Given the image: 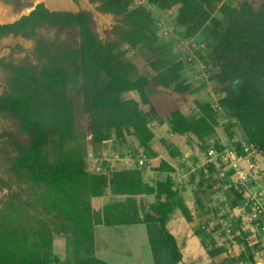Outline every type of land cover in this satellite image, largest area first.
Instances as JSON below:
<instances>
[{
	"label": "trees",
	"instance_id": "obj_1",
	"mask_svg": "<svg viewBox=\"0 0 264 264\" xmlns=\"http://www.w3.org/2000/svg\"><path fill=\"white\" fill-rule=\"evenodd\" d=\"M89 1L98 3L101 12L125 19L129 28L122 30L124 41L132 48L154 54L152 65L168 55L167 49L157 54L151 49L153 45H146L149 37L144 26L150 16L146 7L129 9L131 0ZM148 2L163 11L177 5L174 24L186 39L197 35L209 21L215 26L221 25V20L210 13L211 6L219 0ZM40 28H55L56 31L67 28L74 36L60 38L58 32L52 38L37 36ZM9 34L35 38L33 51L38 63L2 62L9 72L8 87L0 93V113L14 120L18 131L7 134L11 150L7 153L9 166L6 171L12 174L7 178L0 177V188L9 190L14 182L19 188L23 182L27 190L24 196L9 192L0 200V264H125L94 254V229L131 224L144 225L151 264L155 261L153 245L158 247V253L163 252L164 260L161 256L163 262L157 264H187L184 251L169 231L167 222L173 214L185 216L189 212L192 194L196 206L206 207L200 194L215 181V165L207 164L208 175L197 183L194 191L191 176L186 181L177 180L173 167L165 160L160 159L153 167L158 173L151 183L143 178V171L145 161L163 149L162 143L170 146L172 151L170 153L165 147L166 156L180 155L191 144L190 133L198 135L196 125L204 120L196 117L198 119L192 123L194 117L184 116L174 109L159 122L168 124L176 141L165 140L162 136L154 139V131L148 123L156 115L149 112L152 104L148 92L157 89L176 94L190 89L196 91V81H184L189 87L178 89L179 81L176 80L180 78V63L169 68L172 75L166 81H156L155 75L147 70L124 72L122 62L114 52L115 46L98 37L87 10H50L39 3L17 20L0 22V38ZM153 37L157 41L160 38L156 33ZM210 56L216 60L219 70L208 78L222 87L224 95L220 100L227 103L241 124L246 143H254L264 151V0L257 8L245 1L237 7L233 17L221 28ZM99 72L108 76L103 84L95 78ZM75 78L85 85L82 98L89 142L99 146L113 145L120 150L123 141L118 142L122 140L119 127L132 131L138 128L143 139L132 135L134 142L129 148L133 147L131 158L140 151L144 158L142 165L135 161L129 168H117L104 161L96 169L87 167L84 148L74 140V106L68 96L69 81ZM130 91L137 92L140 100L122 98ZM140 103L148 107H141ZM106 115L116 121L110 125L114 135L103 128L104 122L99 119ZM179 116H184L182 127ZM229 127L230 123H227V139L240 155L242 142L234 141ZM51 145L57 151L55 160H51ZM213 148L221 150L223 146L216 144ZM260 187L264 189V184ZM227 191L226 198L233 209L243 198L234 186ZM106 195L115 198L114 201H101ZM138 200L146 201L147 208H142ZM218 214L212 210L213 218L217 219ZM220 227L221 223H218L200 239L203 248L209 242L205 254L211 262L221 261L214 260L222 251V242L217 237ZM199 229L196 232L201 233ZM70 230L69 246H84L80 249L84 254L74 255V262L48 253L55 244L54 235L64 233L69 236ZM32 239L36 242L34 245L30 244Z\"/></svg>",
	"mask_w": 264,
	"mask_h": 264
},
{
	"label": "rangeland",
	"instance_id": "obj_2",
	"mask_svg": "<svg viewBox=\"0 0 264 264\" xmlns=\"http://www.w3.org/2000/svg\"><path fill=\"white\" fill-rule=\"evenodd\" d=\"M65 1L70 2L71 6L50 9L47 7L46 0H0V22L7 23L17 20L22 15L28 14L39 3H42L50 10H87L91 15L93 28L98 37L103 41L112 42L115 46L114 52L120 58L124 72L129 73L132 69L136 71L147 70L155 75L156 81H166L172 75L169 68L174 64L180 63L179 71H181L178 74L180 78L176 80L179 81L178 89L189 87V84L184 83V81H196L198 85L197 90L190 89V91H185L181 94L169 91L157 93L153 90L150 94L152 106L149 111L152 115H156L155 117L160 118V115L165 117L170 115L172 111L174 112V109H178L184 116L194 117L192 118V123L198 119L196 117L204 119L196 125L199 134L194 135L190 141L191 144L194 143L196 146V149L193 147L195 153L192 154L193 160L185 161L182 157L177 159V163L180 164V166H177L179 181H186L191 176V187L194 191L197 183L208 175L207 164L209 162L206 161L207 150L210 147H215L216 144L222 145L224 148H233L234 145L227 139L226 135L225 126L227 123H230L229 132H231L234 141H241V147L247 144L241 124L234 117L227 103L220 100V97L224 95L222 87L216 82H211L208 78L211 73L219 70L218 66H216V60L210 56V53L221 28L233 17L237 7L245 1L254 8H257L263 0H219V2L211 6L210 13L213 18L221 20V25L215 26L214 23L209 21L197 35L190 39L184 38L180 28L174 24V17L178 9L177 5L163 11L159 10L154 4L149 3L148 0H131L129 9L146 7L150 15L144 26L149 37L146 45H153L151 49L155 50L156 53L164 52L167 49L168 55L163 56L161 61L155 65H152L156 57L154 54L146 53L141 48H132L126 44L122 30L128 29L129 26H127L123 17L101 12L98 9V3L90 2L89 0ZM119 26L121 29H119ZM56 32H58L60 38H66L70 35L74 36L71 30L67 28H62L60 31H56L55 28H40L37 36L52 38ZM155 33L160 37L158 41L153 37ZM34 46L35 38L33 37L25 38L9 34L0 38V93L8 87L6 81L9 72L2 62L36 64L38 60L33 51ZM156 49H159V51ZM181 77L184 78L181 79ZM95 78L99 84H103L108 80V76L104 72H99L95 75ZM84 87V83L79 78L70 80L68 84V96L74 106L76 123L74 140L84 148L87 161L92 165L104 158L116 160L117 156L122 158H125V156L130 157L133 147L129 148V145H133L134 142L132 135L135 134L141 141L143 139V134L138 128L132 131L123 126L119 127V130L122 131V140H118V142L123 141V143L119 142L122 144L120 150L111 145L109 146L111 151H108L107 145L99 146L89 142L90 136L86 134L87 118L82 98ZM130 96L138 97V93L135 91L128 92L122 98H129ZM184 116L178 117L180 127L184 125ZM99 119L104 122L103 128L109 130L114 135V129L110 125L116 121L108 115ZM17 131L18 129L14 120L0 113V134H2L0 136V177L7 178L8 175L12 174L10 171H6V167L9 166L7 153L11 150L7 134H16ZM168 132H170L169 129ZM250 144L253 146L250 155L251 164L240 163L241 168L246 170L247 181L243 184L237 183L234 172L229 176L223 175L222 172L227 171V168L221 167L220 163H217V167L213 173L215 181L207 191H203L200 194L202 200L206 202L205 209L196 206L194 202L191 212H186L184 216L188 224L183 232L187 231V233L195 232L197 227L202 225V230H204L203 235H206L211 227L221 223V230L217 231V234L219 233L217 237L222 242V251L219 256L214 258V260L218 261V259H221V261L211 262V258L205 254L206 246L209 243L207 241L206 245L204 244L205 248L198 244L195 246H191L189 243L188 245L186 244L184 248L187 250V256L190 257L186 259L187 262L185 263L264 264V235L252 223L247 225L246 221L247 214L250 211L248 203L251 202L252 197L261 189L260 186L264 184V151L260 150L254 143ZM162 146L165 148L167 145L162 143ZM169 147H166V149L170 150ZM49 150L51 160H55L57 151L54 146L51 145ZM169 152L171 153L172 151L170 150ZM136 154L141 156L139 150H137ZM19 185L20 187L18 188L17 182H14L9 190L7 188H0V200L9 192H19L24 196L27 190L26 184L20 182ZM233 186L238 189V194L240 193L239 195H242L243 198V201L239 202L234 210L229 206L226 198L227 190ZM114 199L106 195L101 201L111 202ZM139 202L142 208H147L146 201L140 200ZM212 208L219 213L217 219L212 216ZM69 233V236L64 233L54 235L55 244L51 250H48V253L52 256L59 255L62 260L71 259L74 262V255L80 256L84 254V251L80 250L84 246L74 244H72L73 246H69L67 238H71V230ZM132 234L140 236L143 239L139 245H134L131 243V240H126L127 237H132ZM94 237L93 252L100 258L125 264H151L148 257L147 244L144 243V230L141 228L124 231V229L120 228L107 229L103 226H98L94 229ZM35 243L34 239L30 241V244L34 245ZM152 247L155 250L154 264L163 262L161 259L162 256L164 260L163 252L158 253L156 245ZM251 255L253 258H251ZM191 258L194 259L191 260Z\"/></svg>",
	"mask_w": 264,
	"mask_h": 264
},
{
	"label": "crops",
	"instance_id": "obj_3",
	"mask_svg": "<svg viewBox=\"0 0 264 264\" xmlns=\"http://www.w3.org/2000/svg\"><path fill=\"white\" fill-rule=\"evenodd\" d=\"M188 39H190V38H188ZM210 81L211 82H215V81H212V80H210ZM157 90H159V89H157ZM157 90H155L157 93L162 92V91H157ZM130 92H132V91H130ZM150 94H151V91L148 92V99H149V101L152 104V98H151ZM130 97L135 99V100H137V101L140 100L139 95H138V97H134V96H130ZM144 105H146V106L144 107ZM140 106L144 107V108L148 107L147 104H141V103H140ZM165 117H162L160 115V118H162V119L163 118L165 119ZM160 118L155 117L151 122L148 123L149 126L154 131V134H155L154 135V139H158V138H160L162 136L165 140H168V141H171V142H175L176 141V137H174V135H172L171 132H168V129L170 131V128H169L168 124L165 121L164 122H159L158 120ZM193 136L194 135L190 133V137L192 139H193ZM190 145L191 146H188L186 149L182 150L181 154L176 156L175 158H170V157L166 156V153L164 154V152H163L164 148L162 150H159V153L157 154V156H155L154 158H150L148 161H145L146 167L144 168V171H143V178L149 180L150 183H151L153 178L158 173V172H156L153 169V167L156 165L157 161L162 159V160H165L170 166L173 167V169H174L173 175L176 176L177 180H179L178 172H177V166L178 165L180 166V164L177 163V159L182 157V158L185 159V161L193 160L192 154H195L194 150H193V147H195V149H196V146H195L194 143H192ZM107 146H108V151H109L110 150L109 146H111V145L108 144ZM134 146L137 147L135 143H134ZM223 149H224V147H223ZM137 157H140V156L136 155V157H134V158L127 157V156H125V158H122V157L117 156L116 160H114V159L113 160H109V159L104 158L101 161H96L92 165L87 161L86 165L90 169H96V168H98V165H100L102 162L106 161V162L110 163V165L112 167L129 168V167L135 165V161H137V159H138ZM211 163H213V162H211ZM217 163H219V162H217ZM217 163H213V165H215V168L217 167ZM220 165H221V167H226L227 168V171H223L222 172L223 175L229 176L230 174H232L234 172L233 168H231L229 166H224L221 163H220ZM194 202H195V199H194L193 194H192L191 195V200L189 201V204H190L189 213L191 212V210H192V208L194 206ZM233 210H234V208H233ZM247 217H248V214H247ZM246 221H247V225H248L250 222H248V219H246ZM187 224L188 223H187L186 219L184 218V215L179 214V213L178 214H173L172 216H170V218H169V220L167 222V227H168L169 231L176 237L178 245L184 251L185 261L190 256H187V250L184 247L186 246V244L188 245V243L191 246H195L197 244L201 246L200 239L203 236V231H204V230H202L203 226L199 225L197 227V229L196 228L195 229L198 230L200 228L201 231H202L201 233H198V232L196 233V231L195 232H191V233H187V231L183 232V230H184V228L186 227ZM116 228H120L122 230L124 229V231H130L133 228H141L142 230H144V239H145L144 243L146 244V233H145L144 225H142V224H131V225L117 226ZM211 229H212V227H211ZM126 240H131L132 244L139 245L140 241L143 240V239H141L140 236L138 237V236H135V235L132 234V237H127ZM193 259L194 258H191V260H193Z\"/></svg>",
	"mask_w": 264,
	"mask_h": 264
},
{
	"label": "built area",
	"instance_id": "obj_4",
	"mask_svg": "<svg viewBox=\"0 0 264 264\" xmlns=\"http://www.w3.org/2000/svg\"><path fill=\"white\" fill-rule=\"evenodd\" d=\"M252 148L253 146L250 143L243 145V153L240 155L237 154L234 148H224L221 150L209 148L206 153V161L209 163L219 162L224 166L233 168L236 182L243 184L247 181L248 177L246 170L241 168L240 163L243 162L249 165ZM137 162L139 165H142L144 158L142 156L138 157ZM250 201L248 203L250 205L247 217L248 222L256 225V229L264 235V189H259Z\"/></svg>",
	"mask_w": 264,
	"mask_h": 264
},
{
	"label": "bare ground",
	"instance_id": "obj_5",
	"mask_svg": "<svg viewBox=\"0 0 264 264\" xmlns=\"http://www.w3.org/2000/svg\"><path fill=\"white\" fill-rule=\"evenodd\" d=\"M46 4H47V7L50 9L62 8V7L65 8V7L71 6L70 2L65 1V0H46Z\"/></svg>",
	"mask_w": 264,
	"mask_h": 264
}]
</instances>
